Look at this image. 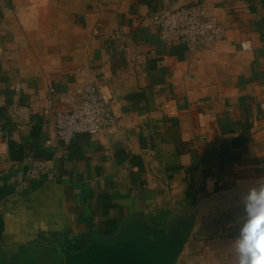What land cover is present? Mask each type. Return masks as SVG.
Here are the masks:
<instances>
[{
	"label": "crops",
	"instance_id": "crops-1",
	"mask_svg": "<svg viewBox=\"0 0 264 264\" xmlns=\"http://www.w3.org/2000/svg\"><path fill=\"white\" fill-rule=\"evenodd\" d=\"M194 1L0 0V264H220L193 239L264 177V0H203L224 38L162 43L154 11ZM96 70L115 127L22 185L24 156L57 150L48 94L72 109Z\"/></svg>",
	"mask_w": 264,
	"mask_h": 264
},
{
	"label": "built area",
	"instance_id": "built-area-1",
	"mask_svg": "<svg viewBox=\"0 0 264 264\" xmlns=\"http://www.w3.org/2000/svg\"><path fill=\"white\" fill-rule=\"evenodd\" d=\"M152 21L158 28V37L164 44H183L192 48H204L220 41L226 35L222 22L209 13L203 0H196L181 7H161L154 11ZM116 44V50L124 49L125 34L118 25L111 34ZM240 47L250 50L249 43L242 42ZM100 71L96 70L93 78L79 91V100L74 108L66 110L59 106L60 95L51 91L47 96L44 115H50L54 123L57 150L51 157H34L25 155V169L22 174V185H28L37 175L44 173L48 179H53L52 165L56 158L64 157L66 147L77 134H88L101 141L115 127V119L108 112L107 105L112 102V96L105 94L94 80ZM110 90L108 84L105 88ZM12 112L23 124L28 123L34 114L32 108L24 104H14Z\"/></svg>",
	"mask_w": 264,
	"mask_h": 264
},
{
	"label": "clouds",
	"instance_id": "clouds-1",
	"mask_svg": "<svg viewBox=\"0 0 264 264\" xmlns=\"http://www.w3.org/2000/svg\"><path fill=\"white\" fill-rule=\"evenodd\" d=\"M231 228L233 234L221 247L220 264H264V177L247 184Z\"/></svg>",
	"mask_w": 264,
	"mask_h": 264
},
{
	"label": "rangeland",
	"instance_id": "rangeland-1",
	"mask_svg": "<svg viewBox=\"0 0 264 264\" xmlns=\"http://www.w3.org/2000/svg\"><path fill=\"white\" fill-rule=\"evenodd\" d=\"M204 210V206H203ZM215 214L212 217H208L209 220H205V217L203 221L200 224L199 229H201L204 232V228H207L209 230H212L215 234V237L211 238H203V237H197L194 238L193 242L197 246L200 247L199 253L203 255L204 257H210L212 262H220V252L223 242L226 240L224 239L225 235H232V228L231 223H228L229 221H233L237 215L241 211V204H236L235 206L231 207V209L227 211L222 210V202L221 197L219 196L217 203L215 204ZM203 216H205V212L202 213ZM199 232V233H203Z\"/></svg>",
	"mask_w": 264,
	"mask_h": 264
}]
</instances>
